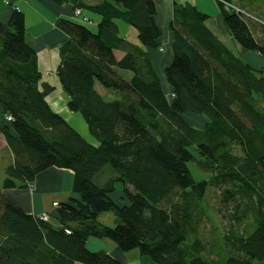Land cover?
Listing matches in <instances>:
<instances>
[{
  "label": "trees",
  "instance_id": "trees-1",
  "mask_svg": "<svg viewBox=\"0 0 264 264\" xmlns=\"http://www.w3.org/2000/svg\"><path fill=\"white\" fill-rule=\"evenodd\" d=\"M50 1L101 17L97 33L56 21L67 36L57 77L69 111L83 117L98 146L49 107L53 87L42 83L24 15L15 9L0 23V136L13 155L0 186V264H120L89 251L90 238L138 250L154 264H264V76L206 26L208 15L175 4L165 71L172 91H165L147 52L162 37L154 0ZM117 19L136 31L138 44L119 38ZM225 23L242 49L264 58L263 24L241 14ZM187 115L206 125H189ZM192 162L209 180L194 179ZM52 167L74 173L81 201L58 205L48 222L3 194L29 188ZM209 187L218 197L220 240L201 237ZM118 188L128 205L112 200ZM109 212L114 227L99 220Z\"/></svg>",
  "mask_w": 264,
  "mask_h": 264
},
{
  "label": "crops",
  "instance_id": "crops-1",
  "mask_svg": "<svg viewBox=\"0 0 264 264\" xmlns=\"http://www.w3.org/2000/svg\"><path fill=\"white\" fill-rule=\"evenodd\" d=\"M103 1L108 0H85L90 5ZM154 2L157 9L156 22L162 32V37L158 41L159 48L147 49V52L165 91H172L166 82L165 71L173 58L174 35L168 29V25L173 17L175 4H190L208 15L210 19L206 26L250 68L264 76V58L242 49L232 38L225 23L228 16L241 14L264 25V0H154ZM15 9L24 15L26 42L36 53L37 66L42 74V83L53 87V91L47 96L49 107L53 112L63 117L90 144L98 146V142L91 136L83 117L69 111V98L63 92L57 77V68L61 62L60 48L67 41V36L56 27V21L58 19L73 21L86 26L92 33H97L101 17L83 11L87 20L82 23L74 18V8L71 5L60 6L50 0H0V23L7 25ZM114 23L120 39L134 45L138 44L137 33L130 25L120 19L115 20ZM116 55L121 59L125 54L117 52ZM96 89L102 96H106L105 90L99 85L96 86ZM102 91L105 92V95ZM0 150L7 151L12 163L13 155L3 136H0ZM3 194L25 213L33 216L49 214L52 217L57 209L54 207L55 204L81 201V195L74 191V173L56 167L38 174L29 188L3 190ZM112 200L119 206L128 205L121 188H118L112 195ZM105 218H110V223L115 225L114 217L100 215L99 220L102 224L112 227L105 222ZM87 248L91 252H105L120 264H154L149 258L141 256L138 250L123 252L108 239L90 238Z\"/></svg>",
  "mask_w": 264,
  "mask_h": 264
},
{
  "label": "rangeland",
  "instance_id": "rangeland-1",
  "mask_svg": "<svg viewBox=\"0 0 264 264\" xmlns=\"http://www.w3.org/2000/svg\"><path fill=\"white\" fill-rule=\"evenodd\" d=\"M102 93L105 95V92L102 91ZM107 100L111 101V100H114V98L112 97V95H108ZM184 119L189 125L199 128V129H203L204 126L206 125V121L201 117L187 115V116H184ZM192 152L194 153L195 157L198 159L199 156L196 153V151L192 149ZM9 164H11V161L7 154V151L0 150V186L3 184L5 180L4 170L6 166H8ZM189 169H190V172L192 173V176L194 177L196 181L209 180L210 178L209 174L203 173L202 171L198 169L195 162H192L189 164ZM103 182L104 181H102V176L96 179V184L98 185L103 184ZM206 197L207 198H205L203 201V205H204V210L206 211L207 216L209 217V220L204 225L205 228H204L203 235L201 237L207 241L211 239L220 240L224 227L219 217L215 213V206H216L218 197H217L216 192H214L211 187L208 188ZM102 215L103 217H114V215L110 212L104 213ZM104 220L110 226L112 227L115 226L113 225V223H110V218H105Z\"/></svg>",
  "mask_w": 264,
  "mask_h": 264
},
{
  "label": "built area",
  "instance_id": "built-area-1",
  "mask_svg": "<svg viewBox=\"0 0 264 264\" xmlns=\"http://www.w3.org/2000/svg\"><path fill=\"white\" fill-rule=\"evenodd\" d=\"M74 18L79 20V21H82V23H85L86 22V18L84 17L83 15V11L80 10V9H77L75 12H74ZM7 120L8 121H11L12 119L10 117H7ZM58 205L55 204L54 207H57ZM41 219L48 222L50 220V215L49 214H43L41 215Z\"/></svg>",
  "mask_w": 264,
  "mask_h": 264
}]
</instances>
